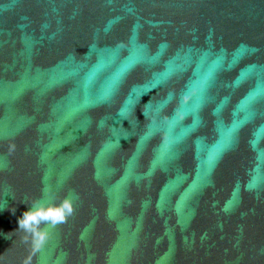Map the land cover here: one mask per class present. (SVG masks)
Instances as JSON below:
<instances>
[{"label": "water", "instance_id": "obj_1", "mask_svg": "<svg viewBox=\"0 0 264 264\" xmlns=\"http://www.w3.org/2000/svg\"><path fill=\"white\" fill-rule=\"evenodd\" d=\"M0 264H264V0H0Z\"/></svg>", "mask_w": 264, "mask_h": 264}, {"label": "snow or ice", "instance_id": "obj_2", "mask_svg": "<svg viewBox=\"0 0 264 264\" xmlns=\"http://www.w3.org/2000/svg\"><path fill=\"white\" fill-rule=\"evenodd\" d=\"M30 219H34V217H30Z\"/></svg>", "mask_w": 264, "mask_h": 264}]
</instances>
